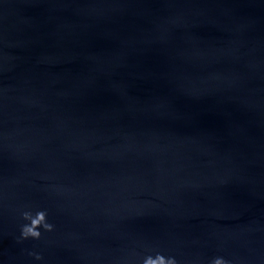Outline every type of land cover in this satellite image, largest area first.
Returning <instances> with one entry per match:
<instances>
[{
	"label": "water",
	"instance_id": "95a60500",
	"mask_svg": "<svg viewBox=\"0 0 264 264\" xmlns=\"http://www.w3.org/2000/svg\"><path fill=\"white\" fill-rule=\"evenodd\" d=\"M158 254L264 264V0H0V264Z\"/></svg>",
	"mask_w": 264,
	"mask_h": 264
},
{
	"label": "clouds",
	"instance_id": "9594fccd",
	"mask_svg": "<svg viewBox=\"0 0 264 264\" xmlns=\"http://www.w3.org/2000/svg\"><path fill=\"white\" fill-rule=\"evenodd\" d=\"M24 219L26 221H30L29 224H26L22 227L21 236L24 240L27 239H40L41 232L39 229L43 227L45 231L51 232L53 231V226L47 223L46 213L39 212L35 217L26 213L24 215ZM40 259L39 256L36 257ZM143 264H177V261L174 258H165L163 255H156L155 258L149 256L147 259L143 261ZM211 264H229V261L224 259L223 257H215L211 261Z\"/></svg>",
	"mask_w": 264,
	"mask_h": 264
}]
</instances>
